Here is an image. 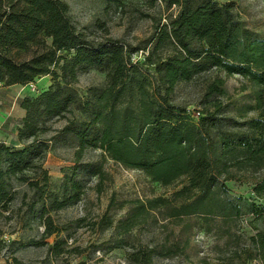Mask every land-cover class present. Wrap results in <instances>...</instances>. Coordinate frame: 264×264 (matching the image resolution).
<instances>
[{
    "label": "trees",
    "instance_id": "1",
    "mask_svg": "<svg viewBox=\"0 0 264 264\" xmlns=\"http://www.w3.org/2000/svg\"><path fill=\"white\" fill-rule=\"evenodd\" d=\"M159 1L168 8L177 7V12L157 29L153 47L140 67L118 42L92 45L85 41L70 21L68 6L59 0H0L1 87H24L46 76L52 80L48 89L18 103L25 115L15 136L24 147L14 150L0 141L3 211L18 194L15 183L44 196L47 172L34 180L27 175L39 168L36 161L47 151V142L40 137L51 130L49 121L81 110V121L61 130L78 140L77 155L85 148L98 150L100 159L141 171L150 183L172 188L170 198L133 201L129 217L116 226L119 234L146 222L154 212L169 220L190 215L206 220L219 215L233 227L239 217L251 215L264 224V41L247 30L231 3ZM149 67L154 68L153 80ZM87 70L105 73V84L82 107L72 86L79 73ZM212 70L247 81L255 102L254 117L227 115L222 99L228 94L218 75L205 83L200 102L203 113L197 120L173 103L177 86ZM95 170L99 193L105 172L100 167ZM239 175L245 176L241 183L252 187L244 204L240 197L232 201L226 189ZM79 188L80 183L70 180L62 191L70 189V197L60 199L58 194L47 193L51 210L72 203ZM41 208L45 210L44 204ZM51 226L48 218L44 236L57 232ZM247 242L242 264L264 263V229ZM59 245L56 241L50 249L56 257L61 253ZM161 248L168 254L178 252L176 245Z\"/></svg>",
    "mask_w": 264,
    "mask_h": 264
},
{
    "label": "rangeland",
    "instance_id": "2",
    "mask_svg": "<svg viewBox=\"0 0 264 264\" xmlns=\"http://www.w3.org/2000/svg\"><path fill=\"white\" fill-rule=\"evenodd\" d=\"M59 1L68 6L70 21L85 41L92 45L109 40L118 42L124 46L131 62H138L140 67L153 47L157 29L173 19L177 12V7L168 8L159 0ZM214 1L219 5L231 3L247 30L264 41V0ZM153 69L148 68L152 80ZM216 75L224 79L228 95L222 99V104L227 115L235 119L240 114L245 119L254 117L257 113L250 85L238 75L227 76L220 71L212 70L189 84L177 86L172 96L173 103L184 107L185 112L202 115L200 102L205 83ZM46 78L51 80V77ZM104 84L105 73L87 70L79 73L72 88L83 107ZM40 91L39 87L34 90L17 87L0 94V141L14 150L24 147L13 135L21 116L18 101L32 98ZM82 114L81 110H73L62 120L49 121L47 126L51 130L40 137L47 142V151L36 161L39 168H33L27 175L34 180L41 178L42 171L47 172L49 180L44 196L40 197L33 189L27 190L23 183H15L13 188L18 194L14 201L8 210L0 208V264L243 263L244 252L248 250L247 238L264 229V224L251 215L239 217L235 223L237 226L233 227L224 224L219 215L209 216L206 220L198 215L169 220L164 214L154 212L146 222L119 234L116 226L129 217L133 201L157 196L170 198L172 188L150 183L141 171L126 169L109 159H100L98 150L85 148L77 155L78 140L61 130L70 127L71 123L80 122ZM98 167L105 172L99 193L96 191L98 178L93 173ZM238 177L228 182L226 189L232 201L240 197L244 204L251 197L252 187L240 182L244 181V175ZM70 180L80 183L77 197L72 203L67 202L62 208L51 210L47 193L58 194L60 199L70 197V189L62 192L64 183ZM43 204L45 210L41 208ZM48 218L57 232L44 236ZM56 241L61 251L57 257L50 250ZM163 244L176 245L178 252H164ZM234 253L238 259L232 258ZM245 264L264 263L252 260L245 261Z\"/></svg>",
    "mask_w": 264,
    "mask_h": 264
},
{
    "label": "crops",
    "instance_id": "3",
    "mask_svg": "<svg viewBox=\"0 0 264 264\" xmlns=\"http://www.w3.org/2000/svg\"><path fill=\"white\" fill-rule=\"evenodd\" d=\"M50 84H51L50 79H48L46 77H43V78L37 80V82L35 83V86L37 88L39 87L40 90H46V89H48V87L50 86ZM17 87H20L22 89L27 88V86L22 87L20 85L3 86V87H0V94L4 93L5 91H12L13 88H17ZM1 89H3L2 92H1ZM18 103H19V101H18ZM17 106H18V108H19V110L21 112V116H20V119H19V123L17 124V127H18L19 124H20V122H21V120L23 119V117L25 115V112L19 107V104H17ZM1 112H2V109H1ZM3 121H4V119L2 120V122ZM13 135H16V129L14 130Z\"/></svg>",
    "mask_w": 264,
    "mask_h": 264
},
{
    "label": "built area",
    "instance_id": "4",
    "mask_svg": "<svg viewBox=\"0 0 264 264\" xmlns=\"http://www.w3.org/2000/svg\"><path fill=\"white\" fill-rule=\"evenodd\" d=\"M27 87L34 90L36 86H35V84L32 83V84L27 85ZM188 113L194 120H197L199 118V115H200L199 113H192L191 114L189 111H188Z\"/></svg>",
    "mask_w": 264,
    "mask_h": 264
}]
</instances>
